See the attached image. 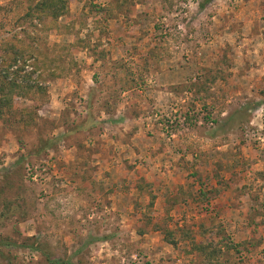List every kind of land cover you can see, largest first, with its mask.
<instances>
[{
  "label": "rangeland",
  "instance_id": "obj_1",
  "mask_svg": "<svg viewBox=\"0 0 264 264\" xmlns=\"http://www.w3.org/2000/svg\"><path fill=\"white\" fill-rule=\"evenodd\" d=\"M41 1L0 0V264H264V0Z\"/></svg>",
  "mask_w": 264,
  "mask_h": 264
},
{
  "label": "trees",
  "instance_id": "obj_2",
  "mask_svg": "<svg viewBox=\"0 0 264 264\" xmlns=\"http://www.w3.org/2000/svg\"><path fill=\"white\" fill-rule=\"evenodd\" d=\"M50 2V0H42L41 2H39V3H41V5L42 6H44L45 5V3H49ZM46 6V5H45ZM54 7V9H55V12L57 13V14H59V13H63L64 12V10L66 9L65 8V0H57V1H55V2H53V3H51V7ZM56 15V14H55ZM13 84H14V80H13ZM3 86H5V84L3 83V84H1L0 83V92L2 91V89L3 88H1V87H3ZM171 124H169V126H170ZM143 181H144V183H146L147 184V181H146V179L145 178H143ZM205 181H207V180H204V183H205ZM140 188H141V186H139ZM216 192L217 193H219L220 192V190H216ZM164 240L167 242V243H170V244H175V241L173 240V239H168V238H164ZM2 242H4V240H2ZM5 243V242H4ZM7 244L8 243H10L9 241L8 242H6ZM191 249L192 250H196V251H198V253H200L202 256H203V262L205 263V264H211L213 261H215V260H213V259H215L216 258V256H218V255H220V246L218 247V248H214L213 247V245H211V244H208V243H203V242H194V241H191ZM223 246L224 247H229L230 245H228V244H224L223 243Z\"/></svg>",
  "mask_w": 264,
  "mask_h": 264
},
{
  "label": "crops",
  "instance_id": "obj_3",
  "mask_svg": "<svg viewBox=\"0 0 264 264\" xmlns=\"http://www.w3.org/2000/svg\"><path fill=\"white\" fill-rule=\"evenodd\" d=\"M112 120H110V122H111ZM116 121H118V120H116ZM210 137V136H209ZM182 151H184V148H183V150ZM178 153H180V152H178ZM194 160H196V159H194ZM145 179H146V181H149V180H147L148 178H147V176H145ZM138 187V186H137ZM135 189H136V187H134Z\"/></svg>",
  "mask_w": 264,
  "mask_h": 264
}]
</instances>
